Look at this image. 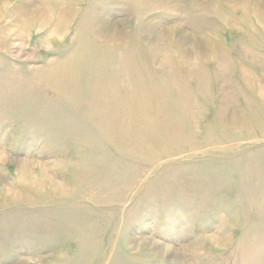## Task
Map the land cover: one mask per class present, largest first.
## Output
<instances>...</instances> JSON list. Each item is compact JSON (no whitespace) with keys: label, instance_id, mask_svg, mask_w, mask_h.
I'll list each match as a JSON object with an SVG mask.
<instances>
[{"label":"rangeland","instance_id":"374dc122","mask_svg":"<svg viewBox=\"0 0 264 264\" xmlns=\"http://www.w3.org/2000/svg\"><path fill=\"white\" fill-rule=\"evenodd\" d=\"M0 264H264V0H0Z\"/></svg>","mask_w":264,"mask_h":264},{"label":"bare ground","instance_id":"6f19581e","mask_svg":"<svg viewBox=\"0 0 264 264\" xmlns=\"http://www.w3.org/2000/svg\"><path fill=\"white\" fill-rule=\"evenodd\" d=\"M38 1V0H37ZM62 2H63V0H54V4H55V7H58L59 5H62ZM65 3V2H64ZM96 3V2H95ZM36 4V3H35ZM66 4V3H65ZM28 6V5H27ZM39 5H36V9H33V10H30V8L29 9H27V10H24V11H22L21 12V14L24 16V17H26L24 20H22L25 24H29V23H33V22H38V20L39 19H41V17L42 16H45L46 14H48V8L46 7L47 5L45 4V6L43 5L42 7H38ZM41 6V5H40ZM22 7V6H21ZM62 7V6H61ZM61 7H60V10H61ZM19 8V7H18ZM63 9V8H62ZM15 10V9H14ZM17 10V9H16ZM58 10V9H57ZM53 14V13H52ZM59 14H61V11H60V13ZM58 14V15H59ZM19 16V15H18ZM48 17V16H47ZM47 17L45 18V19H47ZM20 18H21V16H20ZM67 18V15H64V13H62L61 14V20H63V19H66ZM19 19V18H18ZM48 20V19H47ZM40 21V20H39ZM64 22V21H63ZM61 23V22H60ZM59 23V24H60ZM19 24V23H18ZM58 24V23H57ZM62 24V23H61ZM44 25H45V23H44ZM43 25V26H44ZM38 26H39V23H38ZM60 26V25H59ZM59 26H57V27H59ZM63 26V25H62ZM62 26H61V28H62ZM47 27V26H46ZM66 27V26H65ZM41 28V27H40ZM54 29V28H53ZM20 31V30H19ZM84 33V32H83ZM46 34V33H45ZM44 34V35H45ZM48 34V33H47ZM57 34V33H56ZM105 38H106V40H108V38L106 37V36H104ZM81 42V41H80ZM46 80V79H45ZM101 98H103V97H101ZM100 98V99H101Z\"/></svg>","mask_w":264,"mask_h":264}]
</instances>
